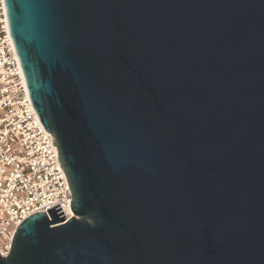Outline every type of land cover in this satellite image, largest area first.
I'll return each instance as SVG.
<instances>
[{
    "label": "water",
    "instance_id": "water-1",
    "mask_svg": "<svg viewBox=\"0 0 264 264\" xmlns=\"http://www.w3.org/2000/svg\"><path fill=\"white\" fill-rule=\"evenodd\" d=\"M67 181L0 264H264V0H4Z\"/></svg>",
    "mask_w": 264,
    "mask_h": 264
},
{
    "label": "built area",
    "instance_id": "built-area-1",
    "mask_svg": "<svg viewBox=\"0 0 264 264\" xmlns=\"http://www.w3.org/2000/svg\"><path fill=\"white\" fill-rule=\"evenodd\" d=\"M41 124L9 37L0 0V256L9 253L17 227L30 215L58 205L64 222L74 217L71 194Z\"/></svg>",
    "mask_w": 264,
    "mask_h": 264
}]
</instances>
